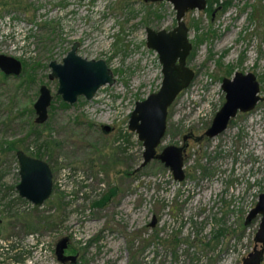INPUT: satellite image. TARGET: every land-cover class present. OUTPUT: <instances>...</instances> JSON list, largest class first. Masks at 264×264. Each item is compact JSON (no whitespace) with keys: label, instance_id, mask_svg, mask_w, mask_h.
I'll use <instances>...</instances> for the list:
<instances>
[{"label":"rangeland","instance_id":"374dc122","mask_svg":"<svg viewBox=\"0 0 264 264\" xmlns=\"http://www.w3.org/2000/svg\"><path fill=\"white\" fill-rule=\"evenodd\" d=\"M11 1L0 0V16L32 17V25L21 24L30 44L20 37L16 45L34 48L37 55L25 60L21 78L0 72V187L18 184L17 160L7 150L14 143L48 162L54 190L36 209L27 200L17 201V212L0 203V264H62L56 247L66 237V254L80 255L78 264H243L262 220L245 224L264 193V0H207L205 10L185 16L193 44L188 66L196 77L171 106L159 151L182 146L190 131L204 134L226 101L223 79L236 72L255 74L262 101L236 118L230 132L191 142L184 182L159 161L140 169L144 146L128 128L136 103L162 85V64L147 46V28L174 29L173 4ZM75 42L83 58L105 60L117 82L96 99L81 98L66 108L58 81L49 78V64L62 62ZM11 46L0 43V53L12 55ZM43 85L54 99L49 120L38 125L34 104ZM105 125L112 128L108 134ZM5 160L13 168L2 178ZM113 189L117 193L105 206H94ZM9 241L19 242L18 257L4 250Z\"/></svg>","mask_w":264,"mask_h":264},{"label":"water","instance_id":"95a60500","mask_svg":"<svg viewBox=\"0 0 264 264\" xmlns=\"http://www.w3.org/2000/svg\"><path fill=\"white\" fill-rule=\"evenodd\" d=\"M86 1V0H81ZM146 2H164L173 4L176 10L177 26L172 30H155L147 28V46L157 52L162 64L163 81L158 92L152 93L143 101L136 103L130 121L129 131L138 135L143 143V163L140 169L147 167L153 161L161 162L168 168L177 182H184L187 178L185 161L188 145H170L159 148L168 131V115L171 106L179 95L190 87L196 77V72L188 66V58L193 51L190 41V28L185 16L191 10H205L207 0H145ZM79 42H76L61 63L53 61L50 64L52 80H57L59 88L57 94L64 102L75 105L80 97L92 101L97 92L104 86L116 84L113 70L103 59L88 60L79 55ZM0 69L7 75L20 76L23 72L21 61L0 55ZM222 89L226 93V102L216 114L213 124L204 132L207 138H215L224 133L238 112L253 111L262 100L261 86L253 73L236 72L233 78H224ZM53 95L46 85L40 89V96L34 105L38 124H44L49 119V110ZM111 126H103V132L108 134ZM203 136V137H204ZM203 137L196 138L201 140ZM187 140V135L184 141ZM20 164V184L17 190L20 196L36 207L43 206L53 195L54 176L51 166L44 160L29 156L23 150L17 152ZM258 216L262 217L255 237V247L243 260V264H262L264 261V193L246 219L250 224ZM0 220V233H1ZM157 218L154 217L151 227H155ZM69 238L62 239L56 247V255L62 264H74L78 255H67Z\"/></svg>","mask_w":264,"mask_h":264},{"label":"flooded vegetation","instance_id":"af4514ba","mask_svg":"<svg viewBox=\"0 0 264 264\" xmlns=\"http://www.w3.org/2000/svg\"><path fill=\"white\" fill-rule=\"evenodd\" d=\"M16 2H19V3H21V1L20 0H14V1H11V3H10V5L11 4H14V3H16ZM146 2V1H145ZM150 2V1H149ZM8 2L6 1V3L5 4H7ZM154 3V2H153ZM207 4H208V2H207ZM30 9H32V6H31V8H24V11L27 13V11H29ZM26 13H25V16H27L26 15ZM12 14V13H11ZM21 17V16H20ZM25 19H26V21H28L29 19H27L26 17H25ZM20 20H23V21H25L24 19H20V18H18V16H15V18L12 16V15H10V14H4L3 16H0V22H4V21H11L13 24H15V25H17V26H20L21 27V24H27V25H32L33 23H32V17H30V20L28 21V22H30V23H28V22H22V21H20ZM32 29V27L30 28V30ZM33 31V30H32ZM29 35H31V33H29ZM18 38L16 37H5V36H2V35H0V43L1 44H5L6 45V43H11V45L13 46V50H14V52H15V54H14V52L11 50V52H13V54L11 55V54H7V53H5V54H2V53H0V55H4V56H9V57H13V58H15V59H17V60H19V61H21L22 62V64H23V72H22V74L20 75V76H16V75H7V74H5L1 69H0V72H1V74L4 76V77H6V78H21L25 73H26V69H27V63L25 62V60L26 59H32V58H34V57H36V55H37V52H36V50H34V48H23V47H20V46H17L16 44H17V42H18V40H17ZM27 42H30L29 40L27 41ZM76 43V42H75ZM74 43V44H75ZM73 44V45H74ZM79 49L81 48V43L79 42ZM72 45V46H73ZM11 46V47H12ZM72 48V47H71ZM69 53V52H68ZM78 53H79V50H78ZM67 56V55H66ZM65 56V57H66ZM64 57V58H65ZM53 62V61H52ZM59 63H61V62H59ZM50 64H51V62H50ZM50 64H49V67H50ZM108 64V63H107ZM109 66V65H108ZM51 69V68H50ZM243 73V72H242ZM51 74V73H50ZM115 75V74H114ZM234 77V76H233ZM232 77V78H233ZM49 78H50V75H49ZM51 79V78H50ZM52 80V79H51ZM117 82V81H116ZM223 82V81H222ZM223 84V83H222ZM44 86V85H43ZM106 86H110V85H106ZM106 86H104V87H106ZM42 87V86H41ZM104 87H102V88H104ZM101 88V89H102ZM41 89V88H40ZM100 89V90H101ZM99 90V91H100ZM223 90V89H222ZM99 91L97 92V95H98V93H99ZM223 92H224V90H223ZM225 93V92H224ZM53 95V94H52ZM58 95V94H57ZM97 95H96V97L94 98V99H96L97 98ZM59 96V95H58ZM59 98H61V100H62V102H63V104H65V105H67V106H73V105H70V104H68V103H66V102H64V100L62 99V97L60 96ZM81 98H84V99H86L85 97H80L79 98V100L81 99ZM53 99H54V96H53ZM93 99V100H94ZM225 99H226V93H225ZM79 100H78V102H79ZM87 100V99H86ZM88 101V100H87ZM262 101V100H261ZM260 101V102H261ZM226 102V101H225ZM259 102V103H260ZM258 103V104H259ZM35 105V104H34ZM53 106V101H52V105H51V107ZM64 106V105H63ZM50 107V108H51ZM223 107V106H222ZM221 107V108H222ZM257 107V106H256ZM256 109V108H255ZM254 109V110H255ZM34 110H35V108H34ZM221 110V109H220ZM219 110V111H220ZM253 110V111H254ZM218 111V112H219ZM217 112V113H218ZM252 112V111H251ZM251 112H249V113H243V112H238V114H237V116L235 117V118H233L232 120H231V122L229 123V125H228V127H227V129L225 130V131H223L224 133L225 132H230V127H231V125L233 124V122H234V120L236 119V118H238L240 115H248V114H250ZM35 113H36V111H35ZM36 116H37V114H36ZM216 116V115H215ZM215 118V117H214ZM36 119H37V117H36ZM49 120V119H48ZM213 121H214V119L212 120V122H211V124H210V126L208 127V128H210L211 126H212V124H213ZM35 123L36 124H38L37 122H36V120H35ZM45 124V123H44ZM38 125H43V124H38ZM207 128V129H208ZM206 129V130H207ZM102 130H103V128H102ZM206 130L204 131V132H206ZM194 132H196V131H190V133L187 135V140L186 141H184V137L186 136H184L183 137V144L182 145H184V144H186V145H188V148H189V145L191 144V142L192 141H194V142H197V143H201V142H204V141H211V140H213V139H215V138H217V137H219V136H221V135H223L224 133H222V134H220L219 136H217V137H215V138H212V139H210V138H207V137H205L204 136V134H202V135H200V136H197ZM204 136V137H203ZM198 137H203L201 140H197L196 138H198ZM8 148V147H7ZM188 148H187V151H188ZM8 150V149H7ZM21 149H16V150H14V151H11V150H8V152H11V153H13L14 154V156H15V159L17 160L16 162H14V163H16V166L18 167L17 169H18V184H16V186L14 187V189H12V187L10 186V185H6L4 182L2 183V187H0V203H3V205H5V206H3L4 208H6V206L7 207H9L8 208V210L11 208V206H12V208H13V210L15 211V212H17V206H19V204H17V201H22V200H25V199H23L21 196H20V194H19V192H18V190H17V186L20 184V181H21V177H20V164H19V161H18V159H17V152L18 151H20ZM24 151V150H23ZM24 152H26L29 156H32V157H34V158H38V159H40L38 156H36V155H34V154H32L31 152L30 153H28L27 151H24ZM41 160H43V159H41ZM0 162H1V158H0ZM12 163H13V161H6L5 160V162L3 163V164H5L4 166L6 167V171L4 172V173H2L3 174V176H2V178H5V177H7V176H11V172H12V168H13V166H12ZM48 163V162H47ZM7 165V166H6ZM10 167H12L11 169H10ZM11 171V172H10ZM17 194V195H16ZM15 197H16V202H13V201H10V200H12V199H15ZM29 202V201H28ZM31 203V202H30ZM7 204V205H6ZM31 205V204H30ZM33 207H34V209H36V208H39V207H36L35 205H32ZM0 220L2 221V224H1V233H0V236H1V234H2V225H3V219L2 218H0ZM19 242H17V241H9L8 242V244L6 245V248L4 249V250H7L8 251V254H12L13 255V251H15V256L18 254V249H19ZM69 249V248H68ZM67 253V252H66ZM68 255H70V254H68ZM16 257H18V256H16ZM13 257H11V259H8V261H13V259H12ZM17 258H15V260H16ZM79 259H80V255H78V258H77V260L75 261V263L74 264H78V261H79ZM66 264H71V262H68V263H66Z\"/></svg>","mask_w":264,"mask_h":264},{"label":"built area","instance_id":"2783aa9c","mask_svg":"<svg viewBox=\"0 0 264 264\" xmlns=\"http://www.w3.org/2000/svg\"><path fill=\"white\" fill-rule=\"evenodd\" d=\"M0 35L15 38L21 37V39H23V45H27L28 43L30 44V42H27L28 39L26 34L24 32L22 33L21 27L13 24L11 21L0 22Z\"/></svg>","mask_w":264,"mask_h":264},{"label":"trees","instance_id":"16d2710c","mask_svg":"<svg viewBox=\"0 0 264 264\" xmlns=\"http://www.w3.org/2000/svg\"><path fill=\"white\" fill-rule=\"evenodd\" d=\"M229 5H230L229 3H226V4H224L222 7H223L224 10H226V9L228 8ZM63 105H64L66 108L69 107V106H67V105H65V104H63ZM7 149H8V150H11V151H14V150H16L17 148H16V145H15L14 143H12V144H10V146H8ZM116 190H117V189H116ZM116 190H115V189L111 190V191L109 192L108 195H105L101 200L95 202L94 206H95V207H103V206H105V204H107V202H109V201H110V200L116 195V193H117Z\"/></svg>","mask_w":264,"mask_h":264}]
</instances>
